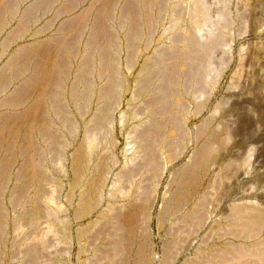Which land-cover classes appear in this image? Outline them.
I'll use <instances>...</instances> for the list:
<instances>
[{"label":"bare ground","instance_id":"6f19581e","mask_svg":"<svg viewBox=\"0 0 264 264\" xmlns=\"http://www.w3.org/2000/svg\"><path fill=\"white\" fill-rule=\"evenodd\" d=\"M56 1L0 0V37L2 38H0L2 40L0 43L2 51L0 56L7 52L9 53L7 54L6 61L4 58L5 63L0 67V234H6V226L9 223L7 222V218L10 211L5 205V199L9 201L8 203L12 207L10 208L13 210L12 212L17 213L16 217L27 220V223H31L29 224L31 227L32 224L38 222L37 218L41 214L48 215V213H54L56 211L54 208L57 207L56 205L58 203L53 208V205L45 206L42 202L48 203L49 200L46 199L47 201H44V199L48 197V191H53L49 186L50 183L48 181L51 180V176H49L50 172L48 174L47 170L50 171L52 169L53 172V170L60 169L58 172H62L64 177L67 176L71 180L69 185L71 187L69 188L72 190L78 188V194L76 195L77 206L74 212L77 217L82 218L88 215L106 198L104 196H107L108 202L112 201L114 204L116 201H122L121 204L125 209L111 205L113 211L107 214V218H105L109 224L108 228L104 227V230L109 232V236L105 233V236L108 237L105 245L106 257L110 262L115 263L119 261L118 263L120 264H155L153 262L157 260L158 256H156L157 252L153 253V246H151L153 243L149 244L148 242L150 241L148 238L150 237V232H146L147 237L144 235L145 237L143 238L142 236L141 238L140 235L143 233L138 234V227L140 223L143 224L144 222L146 226L149 225L148 223L152 218V202L154 201L153 198H155L153 197V193L156 192L155 190L159 185L162 175L176 155V153L173 154L176 150L175 148L186 146V140L184 139L186 138L184 137L186 134L185 119L186 114L188 115L186 113L188 108L186 95L188 91L195 92L194 90L202 87L203 83H206L204 82L207 75L206 61L211 57L210 52L223 44L225 31H223V28L222 30L218 29L219 27L221 28L220 24L218 25V30H216L217 33L212 35L208 41L203 42V37L201 36L202 23L210 18L209 5L204 4V0L189 1L187 3L189 7L188 18L186 16L187 14L185 15L186 19L183 15L184 21L186 22L185 26L183 25V27L177 22L176 24L178 26L174 24V28L172 27L174 29L173 34L172 29L171 35H164L165 32H161L158 37L156 34L165 20L163 18L164 13L169 11L172 14V18H175L174 16L181 17L178 13L180 10L178 5H181L182 3L180 4V2L182 1L90 0L88 1V5L85 7L82 6V11H79L80 13L77 14L74 11L81 0H58L62 2L61 6L59 4L58 7L56 6ZM49 6L55 7L57 17H60V13L62 15L65 11L69 16L65 20L63 19L64 21L60 19L62 23L57 27L58 29L55 28L57 29L55 34L49 36L46 34L47 36L45 35L46 37L42 38L43 32L46 31L48 26H53L54 20L50 25L48 24L49 21L46 24L43 23L35 31H32L30 26L36 23L37 19L39 20V12L41 13V11L47 10L46 8H49ZM184 6L185 3L183 4ZM45 16L47 15L45 14ZM228 16L223 18L225 24H229ZM14 20V25H11ZM32 27L34 28V26ZM30 31H32V34ZM28 35L34 37L30 41H26ZM122 51L125 52L123 57L125 60H123L126 65L124 66L128 68L127 73L122 69ZM137 64L138 70L135 73L133 69ZM15 80H18L19 84L14 87L11 84ZM131 80L135 82L133 83L134 88L132 87ZM128 94L131 97H128L127 104H125L133 105L134 107L137 103L136 101L141 100L147 114L145 117H142L143 119L138 121L140 117L135 118L138 116L132 111L129 112V115H132L130 118L133 120L137 119V121L135 120L136 123L133 124L131 130L130 127L128 128L129 131L128 129L126 130L127 136H125L127 143L124 146L125 148H123L124 150L122 149L124 151V160L119 161L115 157L116 155H113L112 151H110L112 153L111 156L107 153L110 157V160H108L109 157L106 158L102 154L108 149H111V146L108 148L103 144V140H106L108 136L110 138L114 132L115 127L112 123L116 119L115 114L117 111L120 113L118 117L121 129L126 127L125 118L127 116H125V112L129 110H127L128 108L122 110V105ZM70 106H73L75 109L74 113L76 116L69 115L70 110L68 108ZM71 113L73 112L71 111ZM139 116L143 115L140 114ZM130 121L128 120V123ZM203 121L202 123H205V119ZM79 127H82V134L77 133ZM203 127L201 128L205 130L208 128ZM212 128L214 127L212 126ZM125 129L123 133H125ZM65 130L69 135L67 136L68 138L65 135ZM225 131L216 132V130H213V132H208V142L197 149L195 154L197 157L195 156L191 160L194 161L197 158L196 164H194L195 167L198 166L199 169L200 165L197 164H206L207 155L211 147L214 146V143H219L220 145L226 142L228 135L224 134ZM200 135L203 134L201 133ZM111 140V143H109L113 144L112 150H114L118 145L116 135ZM183 148L182 150H184ZM178 149L180 150V148ZM178 154L182 155V152H178ZM191 161L188 162L191 163ZM188 162L186 163L188 164ZM194 165H189L190 167H187L186 170L192 171L193 173ZM55 167L59 168L54 169ZM115 167H119L116 180L119 178V181L126 182V190L119 189L118 191L120 193H114V190H112L114 189L113 185V187L110 186L112 187L111 189L108 187L109 190L106 192L105 189L108 186V182L117 174L114 173ZM197 171L195 172L196 175ZM181 173L183 172H180V175ZM199 175L196 177L200 179ZM196 177H191L192 179L186 177L185 182L183 181L184 178L178 179L176 182L178 188L175 190L172 188L174 190L172 197L168 196L169 199L173 198V203L164 205V207L168 206L174 212L182 211L183 214L178 213L179 216L177 215L176 218H173L178 220L182 214L181 219L178 222L176 221L178 224H176L177 227L175 226L174 232H171L172 238L165 243L164 248L167 252L163 250L165 254H161L165 256H159L162 260L158 258L157 264H171L173 260L176 261L173 258L177 254L186 256L184 254H187L196 242L198 244L193 252L196 261L199 262L197 264H252L248 262V259L247 262H243L244 259H242L243 261H235L237 259L233 255L235 244L233 245L228 242V244H232L233 246L231 245L230 247L228 245L227 249L225 248L226 250L220 254L221 252L216 251L219 246L215 242L213 243L211 241L209 243L200 239L203 236L200 238L195 235L193 236V232H197L204 225L205 222H202L205 219L207 208V202L203 203L202 201L203 196H201L202 198L200 197L201 199L198 202L194 203L193 201V197L198 189L197 184L199 183ZM172 180L170 179L168 181ZM122 182L121 185L124 187L125 184H122ZM59 185L62 186L63 184L60 183ZM45 186L51 188V190L48 189V193H46L47 189H45ZM168 186L170 185L168 184ZM198 186L200 187L201 184H198ZM168 188L171 189L170 187ZM171 191L169 192L171 193ZM103 192L107 193V195ZM165 193L167 194V192ZM73 194L71 195L73 196ZM206 197L203 200H206ZM207 206L209 207L210 205ZM164 211L169 212L168 209ZM260 211L256 208L253 210L246 205L241 206L240 204V206H235L231 209V225L234 226L233 224L237 223V225L246 226L249 222H260L263 219V213ZM55 214L57 213L55 212ZM165 215L162 213V219ZM10 216L12 217V215ZM11 220L13 221L14 219L12 218ZM158 220V224L161 225L164 219L162 221L160 219ZM16 223H14L16 225L15 228L18 227ZM23 224H25L24 221ZM86 226L84 225V228ZM214 229L216 230V227ZM86 232L87 230L81 229L79 234L85 235ZM27 235L30 238L33 234ZM102 236L101 234L100 237ZM0 237L2 236L0 235ZM38 237L40 238V236ZM104 238L106 239V237ZM188 238L189 240L192 239L190 240L191 243L188 246L186 244L183 245V242L186 239L188 240ZM13 239L15 240V238ZM3 240L4 238L2 239V243L7 242H3ZM32 243L27 245L28 248H26L27 246L23 248H26L25 252L28 260L35 262V256L37 258V247L39 246L36 245L37 240L36 244ZM14 244H18V242L15 241ZM251 245L252 250L248 253L249 256L255 257L256 261L259 260L264 264V235L263 239L260 238V240L253 241ZM12 246L10 244V247L13 249L14 247ZM5 247L4 245L3 248ZM172 247H175L176 251L179 248L178 253L174 254V256H172L174 251ZM238 248L240 247L238 246ZM0 249L2 250V248ZM218 250L221 251V247ZM13 252L15 253L17 251L14 250ZM20 252L22 253V251ZM241 253L243 254V252ZM242 256L238 255L239 258ZM184 258L183 263L191 259V257ZM9 259L13 260L12 258ZM25 259L23 260L22 258L23 263H20L26 264ZM233 260L236 263H231Z\"/></svg>","mask_w":264,"mask_h":264},{"label":"rangeland","instance_id":"374dc122","mask_svg":"<svg viewBox=\"0 0 264 264\" xmlns=\"http://www.w3.org/2000/svg\"><path fill=\"white\" fill-rule=\"evenodd\" d=\"M81 1H79V4H78L79 7H78V5L76 6V9L74 11L75 14L80 13L82 11L81 8L87 6L88 1H90V0H86V1H82V2ZM173 1H176V2L182 1V2H180V4L181 3L182 4L178 5L180 7V10L178 13L181 17H179V16H177V17L180 19V21L176 16H174L175 18H172V14H170L169 11H166L165 12L166 14L164 13V15H163V18L165 19L163 22L164 24L162 23L160 30H158V32L156 34L157 37L159 36V34H161V32H165L164 35H171V30L174 28V24H176L177 22H178V24H180L182 26L183 25L185 26V24H186V22L184 21V17L187 14L186 16L188 18V15H189V7L187 6V3L189 1L190 2H193V1L192 0H178V1L173 0ZM56 2L55 3H56L57 7L59 6V4L61 6L62 2H60L58 0ZM204 2H205L204 4L209 5L210 18L208 20H206V22L202 23V30L203 31L201 30V36L203 37V42L208 41L212 37V35L217 33L216 30H218V29L222 30V28L224 29L223 31H225V40L221 46L216 47L215 49H213L210 52L211 57H209L206 61V64H207V72L206 73H207V75H206V78L204 80V82H206V83L205 84L203 83V85H205V86L202 85V87L194 90L195 92L188 91V94L186 95V99H187L186 104H188L187 105L188 108H187L186 113H188V115L186 114L185 125H186V134L188 133L187 134L188 137L185 134L184 137H186L187 139L186 138H184V139L188 143L185 141L186 146L185 145L182 146V148L184 147L183 148L184 150H182L181 147L175 148L178 151L175 150V152H173V154L176 153V155H177L178 152L179 153L182 152V155L181 154H178L177 156L175 155L174 156L175 160L173 159L172 163L168 166V168L165 170L164 174L162 175L160 182H159V185L157 186V189L155 190L156 194L153 193V197H155V198H153L154 201L152 202L153 203L152 204V210H151V213H152L151 217L152 218H151L150 222L148 223L149 224L148 226H146L145 222L143 224L140 223V226L138 227L140 229V230L138 229V234L140 235L143 233L140 236H141V238H142V236L144 238L145 236L146 237L148 236L146 234V232H148V233L150 232L149 233L150 237H148L150 241H148V242H149V244L153 243L151 245V246H153L152 247L153 253L157 252L156 256H158V258H160L159 256H161V257L165 256L164 255L165 254L164 251H166L164 248L165 243L168 240H170V238H172V233L174 232L175 226L177 227L176 224H178L177 222L181 219L183 212L182 211L174 212V211L170 210V208L168 206H167L168 208L166 206H165L166 207L165 208L164 205H169V204H171V202L173 203V198H171V197H172L174 190L176 188H178L177 183H176L178 179L184 178L183 181L185 182L186 177L194 178L201 173L199 175L200 179L196 177L198 179V182H199L198 184H201V186H200L201 188L197 184L198 189L196 191L195 196L193 197V201H194V203L198 202L199 199L202 198L201 196H203V198H202L203 203L207 202L206 204L210 205V206L208 207L206 205V207H207L206 208V215L208 214V216L205 215V219L202 222V223L205 222L204 225L201 228H199L197 226L199 228V230H197V232L196 231L193 232V236L195 235L198 238L203 236L200 239H202L206 242H209V243L211 241L213 243L215 242L219 246V247L218 246H216V247H218V248L221 247V251H219L218 248L216 249V251H218L219 253L221 252L220 254H222L227 249L228 245L231 247L232 244L233 245L235 244V246H234L235 249H233V252H234L233 255L237 258V259L234 258L235 261L244 259V261L243 260L242 261L247 262V259H248V262H250L252 264H255L256 262H257L256 264H262V262H260L259 260L256 261L255 257L249 256L248 253H250L252 250V245H251L252 242L256 241V240H260V238L263 239V235H264V0H204ZM184 3H185L186 7L185 6L183 7ZM181 6H182V8H181ZM46 9L47 10L41 11V13L43 15L39 12V17H40L39 20L37 19V22L32 24V26H34V28L32 26H30L31 30L35 31V29L40 28L41 25H43V23L46 24L49 21L48 24L50 25L51 23H53L52 21L54 20L52 27L47 25L48 27H47L46 31L43 32V34L41 36L42 38L46 37L47 35L49 36V35L55 34L57 32V29H58L57 27L62 23L61 20H63V19L65 20V18L67 16H69V14H67L66 11L64 13V10H63L64 14L61 15V13H60V17L59 16L57 17L55 7L53 8L52 6L51 7L49 6V8H46ZM48 9H50V10H48ZM52 10L54 11V13ZM185 10H186V12H185ZM46 11H48V12H46ZM45 14L47 16H45ZM226 14L229 15L228 16L229 24H225V20H223V18L225 16H227ZM183 15H184V17H183ZM47 19H49V20H47ZM173 19H175V20L172 21ZM185 19H186V17H185ZM14 23H15V20L12 21L11 25H14ZM218 25H220L221 28L220 27L218 28ZM176 26H178V25L176 24ZM162 27H163V29H162ZM165 27H168V28H165ZM55 28H57V29H55ZM167 30H169V31H167ZM32 31H30L31 34H32ZM173 31H174V29L172 30V34H173ZM32 37H34V36L28 35L26 41H30V39H32ZM1 39H0V43L2 42ZM13 47H12V49H13ZM1 52L2 51H1V46H0V54H1ZM7 54H9V53L7 52L6 54L2 55L3 57L0 56V58H1L0 59V67L5 63L6 58H7ZM124 55H125V52L122 51L121 52L122 69L124 72L127 73L128 68L125 67L126 66L125 61H124L125 58H123ZM227 57H229V58H227ZM4 58H5V61H4ZM137 70H138V64L133 69V71H135V73H136ZM217 70H218V72H217ZM131 82H132L131 84L133 87V83H135V82L133 80H131ZM18 84H19V81L15 80L14 83H12L11 85L15 87V86H18ZM12 86H11V88H13ZM190 93H192L191 94L192 96L189 95ZM129 94H131V93H129ZM129 94L127 95V98L125 99V101L122 105V110H126L127 108H128L127 110H129V111L125 112L126 113L125 116H127V118H125V121H126V123H125L126 129L124 128L125 133H123L124 129H121V124L119 123V117H118L120 113H118V111H117L115 114L116 119H114L112 125H114V127H115L113 134L116 135V137H117V140H118L117 144L118 145H117V147H115L114 150H112L113 144H110L111 143L110 141H112L111 138L114 137L113 134H112V136L110 135L111 136L110 138H109V136L107 137L109 139L106 138V140H108V141L103 140L104 145H106L108 148L111 146L110 147L111 149L107 148L108 150L106 152H104V154H102V156H105L106 158L109 157L107 153H109L110 156L113 153V155L114 156L116 155L115 157L119 161H121L122 159L124 160V157H123L124 156V154H123L124 149L123 148H125L124 146H126V143H127V141H126V136H127L126 132L127 131L126 130L129 127L131 130L133 128V124H135L137 121V119L133 120L130 118V116H132V115H129V112L132 111L134 114H136V116H138L135 118L140 117L138 119V121L143 119L142 117H145V115L147 114L144 110V104L141 102V100H139L140 102L136 101L137 103H136V105H134V107H133V105H126L128 97L129 98L131 97V95L129 96ZM193 95H195V96H193ZM217 101L219 102V104ZM202 105H203V107H202ZM216 106H218V107H216ZM219 107H220V109H219ZM68 109L70 110L69 115L76 116V114L74 113L75 109L73 108V106L72 107L70 106ZM141 109H142V111H141ZM195 110L198 111L197 114H196ZM71 111L73 113H71ZM143 112H145V113H143ZM138 113H139V115L142 114L143 116H139ZM205 116H206V118H205ZM187 117H188V120H187ZM128 118H130V119H128ZM204 119H205V123H207L209 126L205 123H202V122H204L203 121ZM128 120L129 121L131 120V121L128 123ZM201 123H202V126H201ZM127 124L128 125L131 124V125L128 126ZM203 125H204V127H203ZM212 126L215 129L212 128ZM201 127H203V128L208 127V128H206L207 130H205V129H202ZM217 127H218V129H217ZM222 128H224V129H222ZM78 129L79 130L77 133L82 134L83 133V130H81L82 127H79ZM119 129H121V130H119ZM198 129H199V132H198ZM201 129H202V131H201ZM221 129H222V131H220ZM210 130H212V131H210ZM213 130L214 131L216 130V132H223L226 130L225 131L226 133L224 132V134L228 135L227 136L228 138L224 144L219 145V143H214V146L211 147V150H209V154L207 155L208 159L206 158V161H205L206 164H203V165L197 164V165H200V167L198 169V166L195 167V165H194V164H196L197 158H195L194 161H191V160H192V158L194 159L195 156L197 157V155H195L197 149L202 147L204 144H206L208 142L207 141V140H209V138H207L209 136L208 132H213ZM128 131H129V129H128ZM195 132H197V133H195ZM66 133H67V131L65 130L66 137L69 136L68 133L67 134ZM201 133L203 135H200ZM203 137L206 139V141ZM194 143H195V145H194ZM199 143H201V144H199ZM198 144H199V146H198ZM178 148H180V150ZM110 151H112V153ZM105 154H107V155H105ZM108 160H110V157L108 158ZM185 161L186 162L191 161V163L188 162V164L190 166L194 165L193 173H192V171L190 172V171L186 170V168L190 167V166ZM60 163H58V164H60ZM185 163H186V165H185ZM204 165H206V166L203 168ZM119 166H120V164H119ZM184 166H186V167H184ZM58 168L59 167H55L54 169H58ZM67 168H68V165H67ZM195 168L199 171H197ZM206 168H208V169H206ZM114 169H113L114 173H117L119 170V167H117V168L115 167ZM58 170L60 171V169H58ZM58 170H53V172H52V169L50 171L47 170L48 174L50 172L49 176L54 178L53 179L50 177L51 180L48 181L50 183V185L47 183L52 188L53 191H48V189L51 190V188L49 186H45V189H47L46 193L49 192L47 194V196L49 198L46 197L44 199V201H47L46 199H48L49 202L48 203L42 202V203H44L45 206L46 205H50V206L53 205L52 206L53 208L55 207V204L58 203L56 205L57 207L54 208L56 210L55 212L57 214H55V212H54V213H48V215L47 214L43 215L44 214L43 213L38 217L39 219L37 218L38 222H35L36 225L32 224V227H31V225H29V224H31L30 222L27 223L28 222L27 220H22V219H19L18 217H16L17 213L12 212L13 210L10 209L12 207H11V205H9L10 204V203H8L9 201L5 199V201L7 202V203L5 202V205L8 207V210L10 211V213H9L8 218H7V222H9V223H7L8 225L6 226L7 227L6 234H8V235L0 234L2 236V237H0V240H1L0 241L1 242L0 248H2V250L0 249L1 250L0 251V254H1L0 260L2 259L0 261V264H8V263L11 264V262H12V264H15V263L21 264V263H23L21 260L22 258H23V260L26 258L25 259L26 264L27 263L28 264H43L44 261H45L44 264H120V263H118L119 261H116L115 263H111L110 260L106 257V246L105 245L107 243L106 241L108 240L107 236H109V232L107 230H104V229L108 228V225H109L107 222V219H105V218H107L106 217L107 214H109L111 211H113L111 208V205H113V207L116 206L118 208H122V207L124 208V206H122V204H121L122 201H118L119 202L118 203L115 200L116 201L115 202L116 205H115L114 202H112V201L108 202L107 196H104L106 198H104V200H102L99 203V205L97 206L98 208L95 207L88 215H85L82 218H79L76 216V213H74L75 208L77 206L76 195L78 194V188L74 189V190L69 188V187H71V186H69L71 180L69 179V177L67 178V176L64 177V174L62 172H58ZM205 170H207V171H205ZM54 171H56V172H54ZM187 171H188V173H187ZM196 171H197V175L195 173ZM180 172H183V173H181L182 176L180 175ZM118 173L116 175H114L112 177V179L108 182V186L105 189L106 192H108V190H109L108 187H110V186L113 187V185H114V187H113L114 189H112V190H114L113 191L114 193L115 192L120 193V191H118L119 189L120 190H126V188H125V187H127L125 184L126 182L124 183V181L123 182L119 181L120 180L119 178L116 180V177H118ZM176 173H177V175H176ZM189 173H191V174H189ZM202 174L204 177L201 176ZM171 175H173V176H171ZM61 176H63L64 178ZM57 178L61 179V180H58ZM170 179L171 180L173 179V180L168 181ZM60 181H63V182H60ZM112 181L114 183L117 182L120 185L117 183L114 184ZM121 182H122V184L123 183L125 184L124 187H122ZM51 183H52V186H51ZM54 183H57V184H54ZM60 183L63 185L60 186L59 185ZM67 183H69V184H67ZM168 184L170 186H168ZM10 185H11V182H10ZM116 185H118V186H116ZM119 186H121L122 189ZM112 187H110V189ZM168 187H170L171 189H169ZM57 188H59V189H57ZM54 189H56V190H54ZM171 190H173V191H171ZM59 191H60V193H59ZM169 191H171V193ZM165 192H167V194ZM103 193L107 195V193H105V192H103ZM201 193L204 194L205 196L202 195ZM56 194H58V195H56ZM65 194H67V195H65ZM71 194H73V196ZM199 194H201V195H199ZM68 195H69V197L72 198V200H71V198H70V200H68L69 199ZM56 196H58V197L56 198ZM168 196H171L170 197L171 199H169ZM50 197H52V198H50ZM197 197H199V198H197ZM205 197H206V200H203ZM166 199L168 202L166 201ZM50 200L51 201L53 200V201L51 202ZM106 202H107V204H106ZM49 203H51V204H49ZM120 204H121V206H120ZM240 204H241V206L242 205L249 206L253 210H255V208L258 211L261 210L260 212L263 213L262 221H260V222L256 221L254 223L249 222L247 224L248 226L247 225L246 226L245 225H237V223L233 224L234 226H232L231 225V220H232L231 209L235 206H238V205L240 206ZM229 207H231V208H229ZM163 208H164V210L168 209L169 212H171V211L172 212L167 213L166 211L163 210ZM207 209L209 212L207 211ZM224 211H226V212H224ZM173 212H174V214H173ZM103 213H105V214H103ZM162 213H164V215L166 214L163 217L164 220L162 219V216H161ZM178 213L179 214L182 213L180 215V217L178 218V220L173 219V218H176L177 215L179 216ZM99 214H102V215H99ZM10 215H12V217ZM160 216H161V218H160ZM14 217H16V218H14ZM165 217L168 219H166ZM12 218L14 219L13 220L14 222L11 220ZM17 219H18V221L20 220V222L22 221V223L20 224V222H18ZM158 219H160V220L162 219L164 222L161 220L162 224L160 225V224H158V221H159ZM37 220H35V221H37ZM228 220H229V222H228ZM10 221H12L13 223L12 222L10 223ZM15 221L18 223H16ZM23 221L25 224L26 223L27 224L26 225L23 224ZM94 221H96V222H94ZM100 221H102V222H100ZM14 223L17 224V226H18L17 228H15L16 225H14ZM84 225H87L85 227L86 229L84 228ZM12 226H13V228H12ZM171 226H173L174 228ZM228 226H229V229H228ZM250 226L253 227L252 228L253 230L251 229ZM215 227H216V230L214 229ZM79 228H80V230H79ZM101 228H102V230H101ZM193 228H195V227H193ZM81 229L87 230L85 235L79 234V232H81ZM218 232H219V234H218ZM250 232H251V234H250ZM105 233L107 236H105ZM167 233H169V234H167ZM27 234H33V235L32 236L30 235L31 237L29 238V236ZM101 234L103 235L102 237H100ZM5 236H6V238H5ZM38 236H40V238ZM17 237L23 241L24 240H26V241L21 242V240L18 239ZM23 237H24V239H22ZM104 237H106V239ZM214 237H216V238H214ZM3 238H4L3 242L7 241L6 243H2ZM13 238H15V240ZM5 239H7V240H5ZM104 239H105V241L103 242ZM216 239H218V240H216ZM31 240L35 244H36V240H37L36 245L39 246V247L36 246L38 248L37 253H36L37 258L35 256V259H36L35 262L36 263L34 261H33L34 263L30 262L28 260V258L26 257L27 254L25 252V249L28 248L27 245L32 243ZM43 240L46 241L45 245H44ZM190 240H192V239H190ZM190 240H189V238H188V240L186 239V241L183 242L184 243L183 245L186 244L188 246L189 243H191ZM15 241L18 242V244H14ZM20 242H21L22 246H21ZM26 242H28V243H26ZM228 242L232 243V244H228ZM34 243H32V244H34ZM103 243H104V245H103ZM223 243H224V245H223ZM3 244L6 246L5 248H3L4 247ZM10 244L13 245L12 247H14L15 249L14 248L12 249L10 247ZM197 244H198L197 242L194 244V246H193L194 249L191 247L192 251L189 250L187 254H184L186 256H182V255L177 254L179 251V248L176 251V248L172 247V250H174L172 253V256H174V254H177V255H175L173 258V259H176V261L173 260V262L171 264H182L184 262V259H185L184 257H191V259H190V261H187L186 263H183V264H194V263L197 264V263H199L198 261H196L195 254L193 252V250H195V248L197 247L196 246ZM238 246L240 248H238ZM23 247H26V248H23ZM14 250L17 251V252H15L16 254L13 252ZM19 250L22 251V253ZM38 251H39V254H38ZM239 252L240 253L243 252L244 256H242L243 254L242 253L240 254ZM2 253H4V254H2ZM12 253H13L14 257H12L13 256ZM54 253H56V254H54ZM161 253H164V254H161ZM21 254H22V256H21ZM188 254H189V256H187ZM238 255H240L242 257L239 258ZM9 258H12L14 261L9 259ZM19 258H20V260H19ZM158 258L153 263L157 264V261L159 260ZM83 260H85V261H83ZM192 260H193V262H192ZM235 261L233 260L231 263H236ZM148 263H149V261H148ZM168 264H170V263H168Z\"/></svg>","mask_w":264,"mask_h":264}]
</instances>
